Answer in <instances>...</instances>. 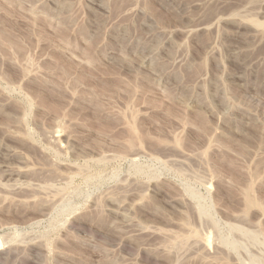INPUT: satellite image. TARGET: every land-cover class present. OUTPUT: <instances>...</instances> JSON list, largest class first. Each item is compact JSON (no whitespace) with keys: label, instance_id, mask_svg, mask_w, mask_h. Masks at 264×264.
I'll use <instances>...</instances> for the list:
<instances>
[{"label":"rangeland","instance_id":"1","mask_svg":"<svg viewBox=\"0 0 264 264\" xmlns=\"http://www.w3.org/2000/svg\"><path fill=\"white\" fill-rule=\"evenodd\" d=\"M0 264H264V0H0Z\"/></svg>","mask_w":264,"mask_h":264},{"label":"bare ground","instance_id":"2","mask_svg":"<svg viewBox=\"0 0 264 264\" xmlns=\"http://www.w3.org/2000/svg\"><path fill=\"white\" fill-rule=\"evenodd\" d=\"M250 200V199H249ZM247 201V200H246Z\"/></svg>","mask_w":264,"mask_h":264}]
</instances>
